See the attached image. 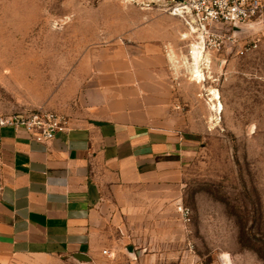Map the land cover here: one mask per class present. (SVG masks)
<instances>
[{"label":"rangeland","instance_id":"rangeland-1","mask_svg":"<svg viewBox=\"0 0 264 264\" xmlns=\"http://www.w3.org/2000/svg\"><path fill=\"white\" fill-rule=\"evenodd\" d=\"M149 33L171 48L178 94L201 142L179 158V181L149 187V198L139 191L119 198L101 255L86 264H264V28L206 50L196 77V34L162 9L0 0V114L49 109L88 51L130 47Z\"/></svg>","mask_w":264,"mask_h":264},{"label":"crops","instance_id":"crops-1","mask_svg":"<svg viewBox=\"0 0 264 264\" xmlns=\"http://www.w3.org/2000/svg\"><path fill=\"white\" fill-rule=\"evenodd\" d=\"M148 39L92 48L75 64L49 104L69 122L52 141L2 130L0 264L97 259L119 198L179 181L201 128L178 94L171 48Z\"/></svg>","mask_w":264,"mask_h":264},{"label":"built area","instance_id":"built-area-1","mask_svg":"<svg viewBox=\"0 0 264 264\" xmlns=\"http://www.w3.org/2000/svg\"><path fill=\"white\" fill-rule=\"evenodd\" d=\"M142 9L159 8L182 18L191 32L196 34L201 51L221 49L236 42L234 23H255L264 19V0H122ZM255 43L250 42L239 53L243 54ZM68 119L61 113L46 108L0 114V201L4 191L3 168L5 165L1 132L10 128L25 131L37 142L47 143L68 129ZM180 212L188 215L182 206Z\"/></svg>","mask_w":264,"mask_h":264},{"label":"water","instance_id":"water-1","mask_svg":"<svg viewBox=\"0 0 264 264\" xmlns=\"http://www.w3.org/2000/svg\"><path fill=\"white\" fill-rule=\"evenodd\" d=\"M262 29L264 28V19L255 22V23H247V24H241V23H234L232 27V33L234 39H237V36L245 35L246 33H249L253 29ZM127 250L129 251L130 254H134V248L133 247H128ZM74 258L76 261H78L81 264H86L91 262V257L85 253H77L74 255Z\"/></svg>","mask_w":264,"mask_h":264},{"label":"bare ground","instance_id":"bare-ground-1","mask_svg":"<svg viewBox=\"0 0 264 264\" xmlns=\"http://www.w3.org/2000/svg\"><path fill=\"white\" fill-rule=\"evenodd\" d=\"M192 53H193V58H194V62H195V64H194V66H196L197 68H198V70H195V72L193 73V74H195V76L197 77L198 75H199V73L200 72H202V69H201V65H200V63H201V60H202V58H203V51H201L200 50V48H197V47H195V50H193L192 51ZM193 66V67H194ZM200 70V71H199ZM203 73V72H202ZM201 75V74H200ZM197 80H199V79H197ZM219 98V95L218 94H216V97H215V99H218ZM216 105L214 104L213 105V107H215Z\"/></svg>","mask_w":264,"mask_h":264}]
</instances>
